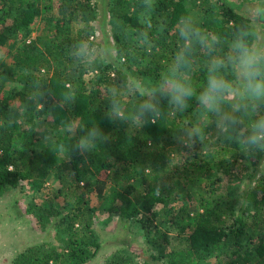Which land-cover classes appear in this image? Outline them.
<instances>
[{
  "label": "trees",
  "instance_id": "16d2710c",
  "mask_svg": "<svg viewBox=\"0 0 264 264\" xmlns=\"http://www.w3.org/2000/svg\"><path fill=\"white\" fill-rule=\"evenodd\" d=\"M105 3L124 66L136 76L157 79L175 52L173 28L187 10L186 0H157L153 20L167 19L169 30L153 31L150 50L123 36L141 26L139 0ZM210 5L211 0H201L195 8L205 27L228 33L240 23L243 13L223 0V23H210ZM98 8L94 0H0V47L8 46L13 59L11 66L0 63V115L27 96L34 80H42L57 98L66 89L77 90L76 103L56 109L54 123L33 109L7 131L0 129V192L22 182L55 180L65 208L28 209L42 229L56 226L59 244H29L13 264H88L102 248L96 226L106 214H118L125 227L138 224L150 256L139 262L116 252L106 264H264V156L246 158L229 142H216L205 153L199 143L185 147L177 132L193 118L195 101L183 115L148 123L134 134L126 124L109 121L105 93L120 72L111 64L87 71L67 56L69 46L80 39L96 44ZM38 20L43 27L36 37L24 39ZM89 72L93 76L86 80ZM193 80L202 85L203 73ZM8 82L17 85L8 88ZM67 116H78L83 124L97 122L111 141L87 157L54 154L42 145L39 124L46 120L57 139L71 144L60 132ZM166 225L186 234L184 246L166 249Z\"/></svg>",
  "mask_w": 264,
  "mask_h": 264
},
{
  "label": "clouds",
  "instance_id": "9594fccd",
  "mask_svg": "<svg viewBox=\"0 0 264 264\" xmlns=\"http://www.w3.org/2000/svg\"><path fill=\"white\" fill-rule=\"evenodd\" d=\"M223 3L243 13L240 23L228 33L211 30L188 6L174 24L176 49L171 61L155 80L128 71L120 49L108 43L95 47L88 39H80L69 46L67 56L73 65L87 71L111 64L120 72L106 89L104 115L113 123L126 124L128 133L131 130L134 134L161 118L183 115L195 101L193 118L177 132L178 141L185 147L191 149L199 143L201 153H205L210 145L221 141L237 145L246 158L264 156V0ZM156 8L157 0H139L141 26L123 32L142 49L155 46L153 31L164 34L169 30L167 19L154 22ZM210 8L209 22L222 24L221 0H211ZM112 39L114 43L115 37ZM198 72L204 75L202 85L193 80ZM76 98L74 88L57 98L42 80H34L27 96L0 115V129L7 131L33 109L45 113L47 122L54 123L56 109H70ZM60 132L74 142L66 144L57 139L47 123L41 125L40 139L44 147L61 157H69L72 152L87 157L112 139L97 122L83 124L78 116L62 120Z\"/></svg>",
  "mask_w": 264,
  "mask_h": 264
},
{
  "label": "rangeland",
  "instance_id": "374dc122",
  "mask_svg": "<svg viewBox=\"0 0 264 264\" xmlns=\"http://www.w3.org/2000/svg\"><path fill=\"white\" fill-rule=\"evenodd\" d=\"M94 1L99 6V19L96 23L98 39H96V44L93 46L101 47L108 43L115 48L112 39L115 23L110 13L106 14L104 12L106 10V0ZM200 1L186 0V3L193 11H196L195 8ZM240 2L241 0H232L234 4ZM196 13L199 15L198 11ZM103 19L105 20L104 22ZM42 27L43 22L40 20L34 22L30 26L31 32L24 39L31 40L35 38ZM20 43L17 40L16 45ZM0 63H5L8 66L13 64V59L8 52V46L0 47ZM91 76H93V73L89 72L85 76L86 80H89ZM15 84L8 82L7 86L11 88ZM46 123V120H42L39 126ZM54 134L56 133L54 132ZM217 142L223 143L221 141ZM58 186L59 183L55 180H49L41 185L38 182H22L16 188H6L0 192V264H13L14 256L29 244H42L45 242H49L52 245L59 244L56 238V226L51 224L46 229H42L37 223L35 215L28 211L31 207L44 210L49 208L62 209L65 212L64 198L58 194ZM236 188L241 192L243 186L238 184ZM92 201V203H96L97 200L94 198ZM125 224L124 222L120 223L118 214H106L102 217V220L96 226L103 239L102 248L88 264H106L107 258L116 252L125 253L139 262H142L143 258L149 259V244L145 242L147 238L143 231L140 230L139 225L134 224L125 227ZM163 230L167 231V250L184 246L187 239L185 233H180L179 230L169 225L164 226ZM155 264L162 263L156 262Z\"/></svg>",
  "mask_w": 264,
  "mask_h": 264
}]
</instances>
